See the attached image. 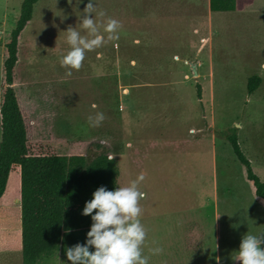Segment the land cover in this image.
<instances>
[{
    "label": "rangeland",
    "instance_id": "obj_1",
    "mask_svg": "<svg viewBox=\"0 0 264 264\" xmlns=\"http://www.w3.org/2000/svg\"><path fill=\"white\" fill-rule=\"evenodd\" d=\"M88 2L35 4L19 39L17 86L38 98L55 137L91 143L87 161L110 151L118 188L145 175L139 190L149 264H240L242 238L264 235V202L225 135L237 130L264 183V0L227 13L210 12L208 0H93L105 13H93L98 22L122 24L119 39L88 52L81 70L66 77L65 32L71 26L84 34ZM21 3L0 0V79L3 42ZM251 76L260 85L248 95ZM96 112L106 119L93 128L88 117ZM19 200L17 169L0 199V264H23ZM157 247L163 253L153 255Z\"/></svg>",
    "mask_w": 264,
    "mask_h": 264
},
{
    "label": "trees",
    "instance_id": "obj_2",
    "mask_svg": "<svg viewBox=\"0 0 264 264\" xmlns=\"http://www.w3.org/2000/svg\"><path fill=\"white\" fill-rule=\"evenodd\" d=\"M38 1L22 0L20 12L3 42L0 79V199L10 172L18 169L23 264L67 259V248L85 244L92 220L91 216L82 215L84 206L99 187L109 191L118 188L119 174L110 151L104 150L87 161L90 142L55 137L51 117L41 112L38 98L16 84L19 39ZM252 2L208 0V9L213 13L236 12ZM259 85L258 76L249 77L247 94H253ZM200 92V85H196L198 99ZM225 138L245 167L254 196L264 202V183L241 152L237 130L228 129Z\"/></svg>",
    "mask_w": 264,
    "mask_h": 264
},
{
    "label": "clouds",
    "instance_id": "obj_3",
    "mask_svg": "<svg viewBox=\"0 0 264 264\" xmlns=\"http://www.w3.org/2000/svg\"><path fill=\"white\" fill-rule=\"evenodd\" d=\"M93 13L97 17L105 16L103 11H97L93 0H89L80 20L84 34L71 26L65 32L70 50L62 57L60 65L67 70L66 77L81 70L88 52L119 39L122 24L113 18L100 23L93 17ZM105 119L104 113L96 112L88 117V124L97 128L102 126ZM144 179L145 175L141 173L128 186L116 187L114 191L101 186L93 193V198L86 202L82 212L83 216H91L92 220L86 243H78L65 250L70 264H149V257L143 254L147 231L141 221L143 209L140 205L146 193L139 190ZM262 246L264 235H245L239 245L237 260L240 264H264ZM151 252L159 255L163 249L157 247L151 249Z\"/></svg>",
    "mask_w": 264,
    "mask_h": 264
},
{
    "label": "crops",
    "instance_id": "obj_4",
    "mask_svg": "<svg viewBox=\"0 0 264 264\" xmlns=\"http://www.w3.org/2000/svg\"><path fill=\"white\" fill-rule=\"evenodd\" d=\"M19 203H20V200H19Z\"/></svg>",
    "mask_w": 264,
    "mask_h": 264
}]
</instances>
